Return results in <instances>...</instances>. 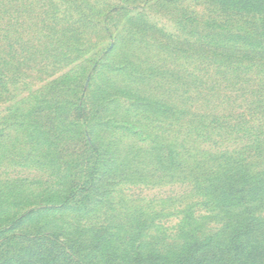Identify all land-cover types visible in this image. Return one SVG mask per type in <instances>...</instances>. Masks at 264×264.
Masks as SVG:
<instances>
[{
	"label": "rangeland",
	"instance_id": "rangeland-1",
	"mask_svg": "<svg viewBox=\"0 0 264 264\" xmlns=\"http://www.w3.org/2000/svg\"><path fill=\"white\" fill-rule=\"evenodd\" d=\"M213 3L209 6L217 5V2ZM115 5L123 9H117L115 13L106 11L109 6ZM185 9L203 12V6L197 5L194 0H174L172 3L169 0H0V150H16L15 157L0 155V214L9 203L6 191L13 187L18 196H30L38 192V202L47 198L62 202L68 197L72 203H90L85 215L99 214L108 231H115L119 225L118 219H122L127 212H133L139 207L146 210L160 209L162 203L164 209L157 218L158 228L175 232L179 225L181 227L184 224L180 219V215H183V206L180 204L194 202L193 207L198 216L191 222H202L198 230L202 239L207 237L206 245L198 255L202 253L203 256V253H208L206 251L214 249L216 244L210 243L215 241L212 235L223 224L215 217L204 219L211 204L204 201L195 203L198 197H184L182 193L188 187L179 181L173 184H147L148 180L151 182L158 176L171 175L175 162L170 159L171 151L168 147L161 148L154 142L152 135L141 129L144 124L153 133H163L164 139L174 143L182 158L186 157L194 165L206 161L207 152L204 151V154L200 147H210L214 140L202 138L201 132L192 125L185 124L181 128L163 122L173 118L185 119L190 123L201 117L208 124L217 121L211 115H204L200 108L205 103L214 108L218 92L204 87L199 93H189L183 87L185 73L190 71L192 78L188 79L199 87L201 82L198 77L215 76L216 69L225 68L228 80L238 70L249 67L254 69L257 65L223 64L201 58L194 60L179 49L174 54L170 51L164 54L155 49H145L142 45L137 46V42L131 44L129 40L112 50L116 43V33L124 27H140L144 33L155 35H159L158 32L180 35L181 24L177 17ZM42 20L57 21L61 27L67 28L62 39L75 38L71 48L52 49L53 41L42 39L39 35ZM84 20L87 25L83 31L80 24ZM74 32L79 34L74 35ZM107 45H111L112 49L107 51ZM125 59L134 69L131 77L126 74L117 75L115 71L104 68L106 62L120 64ZM157 68H160L159 75L149 79L148 75ZM55 69L79 73L76 86L67 93L69 99L66 103L59 101L58 89L62 83L70 87L72 80L67 77L64 82L61 79L54 83L49 80L50 76L45 79L41 72ZM262 69L259 66L257 70ZM167 70L181 74L177 79L168 78ZM129 81L137 87L145 88L152 93L153 98L161 96L163 100L178 105H192V112L162 113L157 108L141 104L146 97L138 101L131 100L119 94L113 95L108 87L111 82L122 87ZM175 88H178L177 91ZM34 89L37 91L33 92ZM86 92L87 102L83 103ZM59 104L66 108H60L57 117L52 119L51 110ZM73 107L74 110H68ZM182 138L188 141L190 154L185 148L187 141L184 145H178ZM93 144L98 147V153L93 149ZM98 158L100 162L93 174H99V177L95 191L89 194L80 186L82 176L88 179L92 174L90 168L96 166ZM103 168L108 171L105 178ZM83 170L86 172L82 173ZM21 183L28 186L29 190L24 192L19 189ZM34 183L41 184V192L34 189ZM119 187L121 191H117ZM138 196H146L148 199L135 206ZM153 197L164 199L160 200L161 203L151 200L152 204L149 205L147 200ZM223 212L220 215H224ZM79 214L83 213H60L57 218L62 221L53 227L67 226V222ZM137 220L124 222L123 225L128 230H134L141 225V221L137 223ZM142 225L146 230L140 240L149 249L157 238L153 232L154 224L149 220ZM191 225L184 224V227L189 229ZM174 232L171 231L172 234ZM234 245L235 242L232 245L229 243V247ZM232 262L231 256L226 255L218 263L210 260L207 264ZM146 263L152 264L151 261ZM166 264H175V259Z\"/></svg>",
	"mask_w": 264,
	"mask_h": 264
},
{
	"label": "trees",
	"instance_id": "trees-1",
	"mask_svg": "<svg viewBox=\"0 0 264 264\" xmlns=\"http://www.w3.org/2000/svg\"><path fill=\"white\" fill-rule=\"evenodd\" d=\"M169 1L174 2V0ZM194 1L197 5L203 6V12L190 9L181 11L177 17L181 24L180 35L173 36L166 32H158L159 35H155L144 33L140 27H124L116 33V38L111 36L116 39L113 49L111 45H107L106 50H116L118 45L129 40L131 44L137 42V46L142 45L145 49H155L164 54L165 51L174 54L179 49L194 60L201 58L223 64H248L263 68L260 71L257 67L240 69L228 80L225 68L216 69L215 76L198 77L201 82L199 87L188 79V77L192 78V73L190 71L185 73L183 87L189 93H199L204 87L218 92L214 108L208 103L200 108L204 115H211L218 122L208 124L202 117L190 123L185 119L173 118H167L163 122L181 128L185 124L192 125L201 132L202 138L214 140L210 147H200L204 154V151L207 152L206 161L194 165L186 157L182 158L181 152L174 143H168L164 139L163 133H153L146 129L144 124L141 129L152 135L154 142L161 148L168 147L171 151L170 159L175 162L171 175L158 176L151 182L148 180L147 184H173L179 181L188 187L182 193L184 197L187 199L198 197L195 203L204 201L211 204L204 219L215 217L220 224H223L212 235L215 241L210 243L216 244L214 249L206 251L208 253H203V256L202 253L198 255L206 245L207 237L202 239L198 230L202 222H191L197 215L192 201L187 205L180 204L183 206L181 209L183 215H180V219L184 224H192L189 229L183 224L181 227L179 225L175 232L168 229L160 230L157 218L164 209L160 201L164 198L153 197L147 200L149 205L152 204L151 200L158 201L161 203L160 209L146 210L139 207L133 212H127L122 219L121 217L118 219V228L115 231H108L99 214L85 215L90 203L81 202V205L78 201L72 203V199L68 197L62 202L52 201L49 198L38 202V192L30 196L29 194L18 196L15 194L16 189L12 187L6 191L9 203L0 214V264H148L146 261H151L152 264H166L172 259H175V264H207L210 260L218 263V260L226 255L231 256L232 264H264V0ZM213 2H217V5L209 6L215 4ZM117 7L109 6L106 11L115 13L117 9H123L122 6ZM80 25L84 31L87 21L84 20ZM40 26L39 35L42 39L53 41L52 49L71 48L75 38L70 39L71 41L63 40L68 29L61 27L59 22L42 20ZM75 34L79 33L74 32ZM104 68L115 71L117 75L126 74L131 77L134 74V69L126 59L120 64L106 62ZM41 72L45 79L50 76L49 80L54 83H58L61 79L64 82L67 77L72 80L70 87L59 82L62 83V87L58 89L57 97L59 101L66 103L69 99L66 97L67 93L76 86L78 71L55 69L41 70ZM159 72L160 68H157L148 75V78L158 76ZM179 74L181 72L173 73L167 70L166 77L177 79ZM108 87L113 95L119 94L131 100L138 101L146 97L142 99L141 104L157 108L162 113L192 112L193 109L192 105H178L173 101L163 100L161 96L153 98L152 93L150 94L145 88L135 86L132 81L122 87L111 82ZM177 89L175 88V91ZM36 91L37 89L33 90ZM87 97L86 92L83 103L87 102L85 101ZM60 108L66 106L59 104L52 108V119L57 117ZM74 109L75 107L68 110ZM211 109L213 111H209ZM186 141L182 138L178 141V145L182 143L184 145ZM188 145L187 141L185 148L190 154L191 148ZM93 149L98 153L96 144H93ZM196 154L197 151L194 155ZM0 155L15 157L16 150H0ZM99 162L98 158L96 166L90 168L92 174L88 179L85 175L82 176L80 186L83 191H89V194L96 189L99 174L95 176L93 172L97 171ZM106 174L108 171H104L103 168V177ZM40 185L34 183V189L41 192ZM18 188L24 192L29 190V187L23 184ZM121 190L119 187L117 191ZM87 197L89 198V195ZM146 198V196H138L135 199V206L142 204ZM1 204L2 198H0V208ZM66 211L83 214L71 218L67 226L53 227L57 222L62 221L57 218L59 214ZM221 211H224V215H220ZM138 218L141 225L134 230H128L123 225L124 222L130 223ZM149 220L154 224L153 232L157 238L147 249L140 236L146 230L142 224ZM233 242L236 245L229 247V243L232 245Z\"/></svg>",
	"mask_w": 264,
	"mask_h": 264
}]
</instances>
